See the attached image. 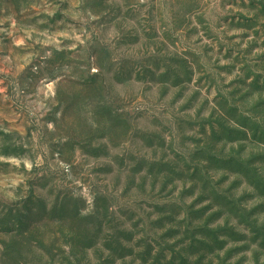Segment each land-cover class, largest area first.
<instances>
[{
  "label": "rangeland",
  "instance_id": "rangeland-1",
  "mask_svg": "<svg viewBox=\"0 0 264 264\" xmlns=\"http://www.w3.org/2000/svg\"><path fill=\"white\" fill-rule=\"evenodd\" d=\"M0 264H264V0H0Z\"/></svg>",
  "mask_w": 264,
  "mask_h": 264
}]
</instances>
